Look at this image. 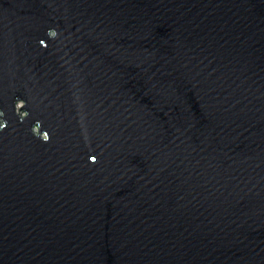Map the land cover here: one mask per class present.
I'll use <instances>...</instances> for the list:
<instances>
[{"label": "water", "instance_id": "1", "mask_svg": "<svg viewBox=\"0 0 264 264\" xmlns=\"http://www.w3.org/2000/svg\"><path fill=\"white\" fill-rule=\"evenodd\" d=\"M0 264H264V0H0Z\"/></svg>", "mask_w": 264, "mask_h": 264}, {"label": "bare ground", "instance_id": "2", "mask_svg": "<svg viewBox=\"0 0 264 264\" xmlns=\"http://www.w3.org/2000/svg\"><path fill=\"white\" fill-rule=\"evenodd\" d=\"M20 108V104H18L17 106H15V110H18Z\"/></svg>", "mask_w": 264, "mask_h": 264}]
</instances>
